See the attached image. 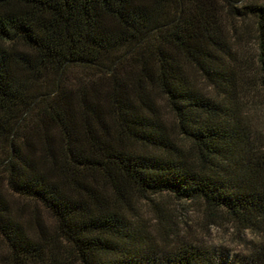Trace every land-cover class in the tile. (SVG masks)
Segmentation results:
<instances>
[{
  "label": "trees",
  "instance_id": "1",
  "mask_svg": "<svg viewBox=\"0 0 264 264\" xmlns=\"http://www.w3.org/2000/svg\"><path fill=\"white\" fill-rule=\"evenodd\" d=\"M256 71L264 0H0V264H264ZM164 198L244 251L174 230Z\"/></svg>",
  "mask_w": 264,
  "mask_h": 264
},
{
  "label": "rangeland",
  "instance_id": "2",
  "mask_svg": "<svg viewBox=\"0 0 264 264\" xmlns=\"http://www.w3.org/2000/svg\"><path fill=\"white\" fill-rule=\"evenodd\" d=\"M254 39L255 35L253 34L245 38L244 48L241 50L242 53H240L239 58L254 60L253 62L256 64L257 51ZM245 86L246 90L242 94V100L246 103L245 112L251 116L255 128L264 133V89L260 87L257 71L251 74ZM205 87L207 86L205 85ZM161 202L167 216V223L174 230L202 237L211 244L227 246L234 250V253L244 251L230 222L222 221L218 225L212 224L206 219L205 209L198 203L178 202L170 198H164ZM141 215L148 220L157 218L154 211L149 207V203L143 206ZM43 217L51 223V219L46 214H43ZM151 224L154 225V223ZM244 237L251 236L247 234Z\"/></svg>",
  "mask_w": 264,
  "mask_h": 264
}]
</instances>
